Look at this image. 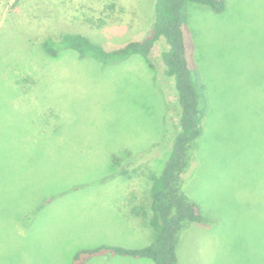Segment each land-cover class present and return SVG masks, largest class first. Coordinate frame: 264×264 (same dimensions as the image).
<instances>
[{
  "label": "rangeland",
  "instance_id": "1",
  "mask_svg": "<svg viewBox=\"0 0 264 264\" xmlns=\"http://www.w3.org/2000/svg\"><path fill=\"white\" fill-rule=\"evenodd\" d=\"M154 2L0 0V264H72L81 249L150 242L132 208L149 203L148 174L160 173L178 128L164 42L154 71L140 56L109 66L71 50L52 58L42 42L72 32L117 48L147 33ZM224 4L185 8L208 104L181 175L203 222L181 231L177 264H264V0Z\"/></svg>",
  "mask_w": 264,
  "mask_h": 264
},
{
  "label": "trees",
  "instance_id": "2",
  "mask_svg": "<svg viewBox=\"0 0 264 264\" xmlns=\"http://www.w3.org/2000/svg\"><path fill=\"white\" fill-rule=\"evenodd\" d=\"M189 2L206 5L217 13L222 12L225 5L224 0H155L147 33L110 50L72 32L49 34L42 42V49L52 58L64 50H71L80 60L90 59L101 66H109L140 56L154 71L156 66L151 53L155 45L163 41L165 47L160 53L163 72L172 79L178 104V128L168 157L158 175L148 174L149 203L132 208V213L147 221L152 233L150 242L135 249L107 244L81 249L74 254L72 264H85L104 255L144 259L154 264H177L176 245L181 231L192 223L203 222L198 206L183 192L181 178L189 164L195 141L202 133V120L208 104L204 87L198 79L188 35L185 8ZM122 160L119 156L112 157V163L120 167L116 173L127 175V167L120 166ZM43 206H39L32 215Z\"/></svg>",
  "mask_w": 264,
  "mask_h": 264
}]
</instances>
